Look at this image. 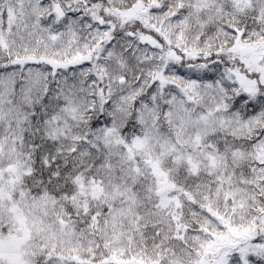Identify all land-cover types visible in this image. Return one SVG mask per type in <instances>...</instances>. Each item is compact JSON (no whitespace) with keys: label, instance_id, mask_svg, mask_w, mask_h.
<instances>
[{"label":"snow or ice","instance_id":"snow-or-ice-1","mask_svg":"<svg viewBox=\"0 0 264 264\" xmlns=\"http://www.w3.org/2000/svg\"><path fill=\"white\" fill-rule=\"evenodd\" d=\"M0 264H264V0H0Z\"/></svg>","mask_w":264,"mask_h":264}]
</instances>
